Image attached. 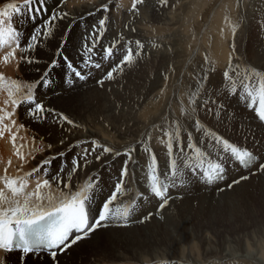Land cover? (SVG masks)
<instances>
[{
	"label": "bare ground",
	"instance_id": "bare-ground-1",
	"mask_svg": "<svg viewBox=\"0 0 264 264\" xmlns=\"http://www.w3.org/2000/svg\"><path fill=\"white\" fill-rule=\"evenodd\" d=\"M6 3L19 5L23 0H0V10ZM132 4L133 0H43L44 8L35 18L27 12L12 18L24 45L51 15L67 13L55 22L48 39L41 37L36 49L23 54L35 62L20 59L18 49L17 59L5 64L2 57L11 49L7 45L0 48V75L4 77L0 109L14 113L3 124L16 121L11 132L0 136V177H26L27 191H32L40 177L16 172L15 165H23L17 151L28 162L32 160L31 170L51 159L46 167L53 176L62 163L68 170L84 149L91 151L93 141L109 147L113 151L102 154L99 162L95 155L102 153V147L88 156L86 165L80 160L81 167L71 182L73 190L89 179L96 184L87 204L90 222H94L120 178L128 159L125 151L135 149L122 195L111 205L113 215L124 206L135 205L128 226H118L123 221L110 216L104 226L58 251L54 261L47 252L29 254L24 260L27 264H264V171L258 167L264 163V126L248 107L249 98L242 87L246 70L249 75L252 70L264 75V0H143L135 10ZM101 19L105 20L103 36L90 57L86 56L84 46L91 45V33ZM137 41L142 49L137 48ZM113 43L115 54L104 60L103 48ZM129 47L141 54L134 55L133 62L111 80L104 79ZM86 58L102 67H84ZM53 60L55 66L50 68ZM69 62L86 75L85 80L70 72ZM30 65L33 70L28 72L25 68ZM45 71L49 85H38L33 94L56 115L46 112L44 119H37L20 115L21 108L32 107L29 103L15 109L5 103L9 82L20 84L17 96L22 98L28 85ZM225 71L231 77L227 81ZM101 79L103 84L98 83ZM232 80L238 89L235 94L230 92ZM258 83V77H252V84ZM193 98L195 105L189 103ZM206 100L219 104H209V112L203 106ZM61 113L75 126L58 122ZM197 119L210 131L252 151L257 160L248 168L225 160L223 179L212 184L186 171L184 177L178 176L177 186L170 188L168 204L161 208V201L148 192L150 155L144 149L155 153L159 173L165 176L168 154L164 133L175 135L179 125L185 151L179 152L174 141L173 158L181 168L190 154L189 134L197 147L215 158L217 149L205 142L210 138L195 129ZM180 179L185 183L180 184ZM44 191L60 195L55 184ZM138 194L143 195L137 199ZM87 249L93 256L74 262V257ZM5 258L20 260V253L0 252V260Z\"/></svg>",
	"mask_w": 264,
	"mask_h": 264
},
{
	"label": "snow or ice",
	"instance_id": "snow-or-ice-1",
	"mask_svg": "<svg viewBox=\"0 0 264 264\" xmlns=\"http://www.w3.org/2000/svg\"><path fill=\"white\" fill-rule=\"evenodd\" d=\"M143 0H133L132 9L135 10L137 4L142 3ZM163 2V0H162ZM44 8L43 0H23L22 4L6 3L3 6V10H0V48L7 45L11 50L7 51L6 55L2 57L3 63L7 64L10 60H16V52L19 49L22 54L20 59L27 60L28 63H33V59L30 56L23 55L36 49L42 42L41 37L45 40L52 34L55 22L58 19H63L67 16V13H56L51 15L43 24L42 27L35 29L33 34L21 44V33L13 26L12 18L14 15L24 14L25 12L31 13L33 18L41 14ZM105 10H107L105 6ZM6 20L8 21L6 25ZM6 25V26H5ZM105 31V20L101 19L98 26H94V30L91 33L92 43L84 46L86 56L90 57V54L95 49L99 38L103 36ZM234 35V32H233ZM131 42H129L130 44ZM138 49H142V45L139 41L136 42ZM116 44L103 48V59L108 60L115 54ZM140 51L133 53L131 47L127 49V53L123 56L121 61L113 66L111 70L107 71L104 79L111 80L115 73L122 70L125 65L133 62V57L139 56ZM56 61L53 60L50 68H54ZM83 66L86 68L100 69L101 63L86 58L83 61ZM231 66V62L230 65ZM68 69L71 73H74L75 77L79 80H85L86 75L82 74L80 70L73 66L72 63H68ZM224 79L229 80L230 73L224 72ZM252 77H258L259 83L252 84ZM104 79L98 81L103 84ZM207 80V76L203 77ZM72 83L71 78L68 81ZM42 85L47 87L49 85L48 71H45L39 80L32 82L28 85V92L22 98L17 96V93L21 92V86L17 81H11L8 85V101L5 103H11L13 108H17L21 103L27 102L32 107L30 108L28 115L37 118L44 119L46 112H51L56 115L54 109H46L45 105L37 102L33 94V90ZM4 87V77L0 75V88ZM242 87L245 91V95L249 98V107L253 108L259 120L264 122V75L257 73L255 70L248 74L246 70L245 82L242 83ZM235 80H232V86L230 89L231 94L237 93ZM190 104L195 105L196 100L190 99ZM211 103H217V101L206 100L204 107L206 111L211 112L212 109L208 107ZM195 111V107H193ZM0 136L5 131L11 132L13 126L16 125L15 120H11L10 125H4L3 121L8 120L14 113L4 112L0 109ZM57 121H63L69 125L75 126L74 122L69 120L68 117L62 113L57 116ZM23 127V125H20ZM196 131L203 130L204 136L210 138L205 142L211 143L213 147L217 149L215 158L213 154L201 150L193 143L191 134L188 135L187 149L189 155L183 160V168L178 165L177 159L174 157V141L176 148L179 152L185 151L180 140V127L175 126V135L172 132H165L168 154V172L165 176H161L159 173V166L157 158L154 152L145 148L144 151L150 155V163L147 166V186L148 192L151 196L161 201L160 207L164 208L168 204L170 188L177 186V178L184 177L187 172L191 175H199L202 181L207 184H212L218 180L223 179L225 172V160H230L240 166L248 168L252 166L257 157L254 153L246 148H242L237 144L230 142L219 134H216L206 127H204L200 120L195 121ZM150 139V137H149ZM16 135H12L13 145L15 146ZM49 147H51L49 145ZM102 147V153L95 155L97 162L100 161L102 154H109L113 150L106 146H101L97 142L93 141L91 151L89 149L83 150V155L79 158H74L71 162V167L65 170L61 167L59 171L50 176L46 166H49L52 162L51 159H44L39 165L33 168L31 173L27 176H39L35 184V188L32 191H27L28 184L26 177L9 178L7 175L0 177V183L3 184V188H0V252L11 253L17 251L20 253V260L24 261L25 257L29 254H39L47 252L48 255L55 260L58 251H65L72 245H75L78 241L86 238L89 234L96 231L97 228L104 226L111 217L122 220L123 223L118 226L127 227L128 219L131 213V209L134 208V204L131 206H124L123 210H117L113 215L111 212V205L114 201L122 195L124 188V178L128 175V164L132 160V153L134 148H129L125 151L124 155L128 157L125 160L124 166L120 171V178L115 184L114 190L111 195L103 203L102 208L99 211L98 218L94 222H90L87 211L88 201L92 198L96 184L92 179L79 185L73 190L72 180L78 173L81 167L80 160L87 164L88 156L96 153L97 148ZM17 155L21 160H24L22 154L17 151ZM119 155V153H117ZM53 157L52 159H54ZM261 171H264V163L258 165ZM7 171V170H5ZM247 179V177H244ZM185 180L180 179V184H184ZM234 183H239L235 181ZM53 184L60 192L59 197L54 196L51 192H45V189H51ZM231 187V185H229ZM143 194H138L139 199ZM73 233H76L74 238L70 237ZM0 264H4L3 260H0Z\"/></svg>",
	"mask_w": 264,
	"mask_h": 264
},
{
	"label": "rangeland",
	"instance_id": "rangeland-1",
	"mask_svg": "<svg viewBox=\"0 0 264 264\" xmlns=\"http://www.w3.org/2000/svg\"><path fill=\"white\" fill-rule=\"evenodd\" d=\"M124 55H122V57H123ZM28 72H30V71H32L33 70V65H30V66H27L26 68H25ZM27 72V73H28ZM31 108V107H30ZM30 108H28V109H25V108H21V110H19V113H20V115H27L28 114V112H29V110H30ZM20 125H23L22 123H20ZM25 127H23V128H25V130L26 131H28V130H30V128L28 127V126H26V125H24ZM23 157H24V155H23ZM31 160V159H30ZM22 162L21 163H23V165H21L20 164V166L19 165H15V170H17L16 172H19L18 174H20V175H24V174H28V173H30V171H32L31 170V166H32V160L31 161H27L26 159H25V157H24V160H21ZM29 163V164H28ZM62 163V162H61ZM25 164V165H24ZM62 166H64V163H62L59 167L61 168ZM30 169V170H29ZM24 172V173H23ZM48 172H49V175L52 173V172H50V170H48ZM255 173H253L252 175H254ZM240 185V183L238 184V186ZM255 193H257V191L255 190ZM257 195H258V193H257ZM93 256V253L90 251V249H87V251H85V250H82V252H81V254H78L77 256H75L74 257V262H80V261H83V260H85V259H87V258H90V257H92ZM52 261H54L53 259H51ZM4 264H27L26 263V261L24 260V261H21V260H14V259H9V258H5V261H4Z\"/></svg>",
	"mask_w": 264,
	"mask_h": 264
}]
</instances>
